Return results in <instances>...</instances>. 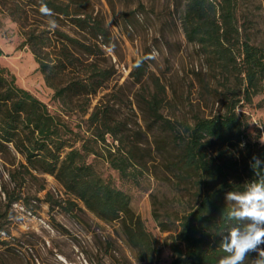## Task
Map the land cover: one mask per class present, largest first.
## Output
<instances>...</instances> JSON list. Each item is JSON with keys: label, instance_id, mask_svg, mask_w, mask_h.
Returning a JSON list of instances; mask_svg holds the SVG:
<instances>
[{"label": "rangeland", "instance_id": "rangeland-1", "mask_svg": "<svg viewBox=\"0 0 264 264\" xmlns=\"http://www.w3.org/2000/svg\"><path fill=\"white\" fill-rule=\"evenodd\" d=\"M67 1V0H64ZM87 10L102 21L107 36L79 30L69 18L48 17L27 1L0 0V64L16 76L17 83L32 91L58 115L72 137L95 144L103 130L90 114L108 107L115 133L100 142L102 155L96 168L131 196V204L161 241L179 229V218L198 202L196 188L175 175L174 141L170 130L154 119L148 105L160 92L161 112L172 120L193 122L197 115L212 116L223 109L221 83L211 70L200 46L190 41L183 24L187 0H86ZM24 25L40 24L54 35L56 28L87 43H97V56L72 51L84 67L96 62L108 70L103 84L88 98L65 102L54 97L39 63L28 46L20 47L24 28L13 19L12 10ZM237 24L245 38L264 46V0H238ZM144 57L147 72L141 81L131 75L134 61ZM83 74L86 71L79 69ZM74 74V73H72ZM234 82H232L233 84ZM219 88V90H216ZM249 125L250 137L264 136V90L238 104ZM133 149L136 161L122 176L113 168L109 149ZM21 162L13 148L0 152V264H139L119 220H104L69 193L52 174ZM156 214L160 215L163 230ZM263 248V246H260ZM255 259L252 257L251 260ZM173 254L164 245L153 264H173Z\"/></svg>", "mask_w": 264, "mask_h": 264}, {"label": "trees", "instance_id": "trees-1", "mask_svg": "<svg viewBox=\"0 0 264 264\" xmlns=\"http://www.w3.org/2000/svg\"><path fill=\"white\" fill-rule=\"evenodd\" d=\"M17 1H27L48 17L69 18L79 30L96 36L108 34L102 21L88 12L86 0ZM19 5L16 4L12 15L24 28L20 47L31 49L46 82L54 88V97L69 102L74 97L88 98L95 94L108 70L96 62L85 68L72 49L97 56V43L84 42L59 28L54 30V37L40 24L26 27L21 16H16ZM237 6L238 0H187L183 14L188 39L200 46L211 74L221 83L222 88L216 90L224 103L223 109L212 116L197 115L193 122H181L161 112L163 98L159 91L148 99L154 119L173 136L175 152L170 163L175 175L182 181H190L199 196L197 204L179 218L177 232L165 241L147 229L132 207L130 194L105 177L96 168L94 158L90 159L102 155L99 143L105 144L106 134H114L118 127L112 123L108 107L96 108L90 114V119L104 128L95 133V144L84 140L77 145L79 138L72 137L47 103L20 86L15 74L0 64V152L13 148L24 157L21 165L28 172L35 169L54 175L100 218L119 220L139 264H153L164 245L172 251L173 264H218L227 255L220 247V234L226 235L231 226L225 194L243 192L249 182L257 180L251 167L252 158L264 160V144L251 139L249 125L238 110L242 100L251 101L264 90V46L244 37L237 24ZM82 68L86 73L79 70ZM146 72L145 58L135 60L131 70L134 79L141 81ZM115 139L119 144L115 151L109 149V161L122 176H127L128 164L136 161V156L133 149L120 147L121 138ZM156 217L162 229L168 230L160 215ZM252 257L256 258L257 253L250 252L244 264H251Z\"/></svg>", "mask_w": 264, "mask_h": 264}, {"label": "clouds", "instance_id": "clouds-1", "mask_svg": "<svg viewBox=\"0 0 264 264\" xmlns=\"http://www.w3.org/2000/svg\"><path fill=\"white\" fill-rule=\"evenodd\" d=\"M264 128V126H260ZM264 144V136L260 137ZM244 147L243 144L240 145ZM264 160L253 156L251 167L258 176L249 182L243 192L229 191L225 194L226 204L230 205L227 220L231 226L220 235V247L226 256L218 260V264H244L250 252L257 253L251 264H264ZM235 222V223H233Z\"/></svg>", "mask_w": 264, "mask_h": 264}]
</instances>
